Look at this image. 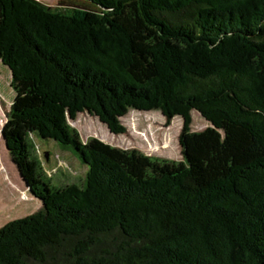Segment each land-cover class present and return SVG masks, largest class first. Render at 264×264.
<instances>
[{"label":"trees","instance_id":"obj_1","mask_svg":"<svg viewBox=\"0 0 264 264\" xmlns=\"http://www.w3.org/2000/svg\"><path fill=\"white\" fill-rule=\"evenodd\" d=\"M0 0L6 147L41 202L0 228V264H264V0ZM182 120V160L93 138L129 112ZM208 123L192 131V112ZM29 133L87 167L53 186Z\"/></svg>","mask_w":264,"mask_h":264},{"label":"rangeland","instance_id":"obj_2","mask_svg":"<svg viewBox=\"0 0 264 264\" xmlns=\"http://www.w3.org/2000/svg\"><path fill=\"white\" fill-rule=\"evenodd\" d=\"M47 6L62 9L93 10L95 8L83 0H37ZM8 69L0 62V228L10 221L27 217L41 208L39 199H33L29 187L17 171L6 148L4 130L8 124L7 114L14 98L9 87ZM9 77V79H8ZM79 133L82 142L93 138L120 149H135L148 156L178 162L182 160L179 135L182 120L175 117L170 123L160 112H129L121 124L125 128L122 134H113L108 127L96 117L87 113L78 115L70 121ZM208 123L201 115L192 112V131H203ZM30 153L40 163L43 176L53 186L83 185L87 167L73 155L64 150L53 140L40 139L36 134L29 133ZM16 166V167H15Z\"/></svg>","mask_w":264,"mask_h":264},{"label":"crops","instance_id":"obj_3","mask_svg":"<svg viewBox=\"0 0 264 264\" xmlns=\"http://www.w3.org/2000/svg\"><path fill=\"white\" fill-rule=\"evenodd\" d=\"M2 64V63H1ZM9 71V70H8ZM9 73V75H10V79H9V77H8V79H9V83H10V81H11V73L10 72H8ZM9 87H10V85H9ZM11 88V87H10ZM16 167V166H15ZM17 171H18V169H17ZM19 172V171H18ZM26 192H30L29 190H27ZM31 197L33 198V195L31 194ZM35 198V197H34ZM33 198V199H34ZM36 199V198H35ZM34 199V200H35Z\"/></svg>","mask_w":264,"mask_h":264},{"label":"water","instance_id":"obj_4","mask_svg":"<svg viewBox=\"0 0 264 264\" xmlns=\"http://www.w3.org/2000/svg\"><path fill=\"white\" fill-rule=\"evenodd\" d=\"M7 148V147H6Z\"/></svg>","mask_w":264,"mask_h":264}]
</instances>
